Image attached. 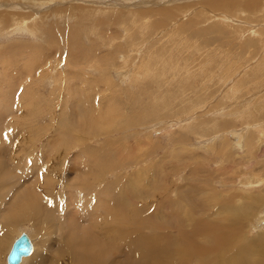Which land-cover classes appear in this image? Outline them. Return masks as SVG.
<instances>
[{
	"label": "rangeland",
	"instance_id": "rangeland-1",
	"mask_svg": "<svg viewBox=\"0 0 264 264\" xmlns=\"http://www.w3.org/2000/svg\"><path fill=\"white\" fill-rule=\"evenodd\" d=\"M212 1L0 0V264L22 233V264L94 239L116 245L99 264H123L150 224L182 264L166 215L221 220L189 188L232 199L241 235L264 231V0Z\"/></svg>",
	"mask_w": 264,
	"mask_h": 264
},
{
	"label": "bare ground",
	"instance_id": "bare-ground-1",
	"mask_svg": "<svg viewBox=\"0 0 264 264\" xmlns=\"http://www.w3.org/2000/svg\"><path fill=\"white\" fill-rule=\"evenodd\" d=\"M254 1L255 0H251L250 4H248L247 2L246 3L251 7L253 5ZM214 2H215V0L212 2H209L210 6H213ZM254 3H256V2H254ZM228 5L229 4H227V6ZM235 5H237V4H235ZM235 5H234V7H235ZM254 5H256V4H254ZM227 6H226V9L228 10ZM244 6H247V5L244 4ZM231 9L233 10V7ZM238 9H240V7ZM214 151H216L217 156H218V154L221 155L218 150H214ZM218 159H220V158H218ZM105 167H107V165H105ZM102 169H104V168H102ZM191 169H193V167ZM230 177H231L230 179H233L232 176H230ZM230 179H228V181ZM242 179H244V178H242ZM242 179L240 178V180H238V181L236 180L237 183L239 184V183H243V182L245 183L246 182V180H242ZM233 181H234V179H233ZM230 182H231V180H230ZM248 183L249 184L246 185L245 187L248 186V188L253 189L252 182H248ZM253 183L256 184L255 186H258V184L260 185L261 181L260 182L257 181V182H253ZM189 189H190V191L188 192V195H186V196H187V202H188L189 206L194 208V209H191V211L196 210L197 212L199 211L202 215H209L210 214V216L218 214V217L216 216V218L217 219L220 218L221 220L218 222V224H208V223H206L208 220H205V222L195 224L194 227L192 226L191 231H188L186 229L187 225L185 226V223L183 224L182 221L180 222V219L178 218L179 216L172 214V213H169L166 215L167 219H169L171 216V217H173V220L176 222V224H174L172 226L170 225L169 229L166 228V231L167 230H174L175 232L178 233V237L180 236L179 239H174L177 242H175V243L173 242L174 243L173 245L177 244L179 246H182V247L178 246V248L175 251V252H177V254H179L181 256L180 259H183L182 264H194L193 260H197V264H264V231L258 232L256 234V237H253V238H248L246 234L241 235L242 232L240 233V231H241L240 229L235 228L233 224L228 225V223H227L231 216H235L238 214V210L234 211V208H232L230 206L232 199L226 200L227 201V207H226V205L224 206L223 204L219 203V195L217 194V192L214 188H212V191L210 193H208L211 195V197L209 196L210 198H208V199H205V198L202 199L201 198V200H199L197 198V191L200 193V188H189ZM205 189L206 188H202L203 191ZM225 190H227V189H225ZM192 194L195 196V199H192L190 197V195H192ZM98 197H100V196H98ZM182 197L185 200V196H182ZM236 198H237V196H236ZM257 199H259V198H257ZM241 200H244V198H242ZM104 201L98 200L97 203L101 202L99 204L101 206H103ZM163 201H164V204L170 210L171 203L170 202L168 203V200H166V199ZM119 202H120V200L118 198H114V199H112L111 203H113L114 205L117 204L115 206V207H117ZM235 203H236V201H235ZM237 205H236V207H237ZM232 206H235V205H232ZM103 207L106 208L105 206H103ZM191 207H189V208H191ZM212 208L213 209L216 208V209H214L216 211L212 212ZM257 209H259V208H257ZM95 212H96L95 207L92 206L90 216L93 217L95 215ZM248 212H250V211H248ZM235 213H237V214H235ZM96 217L97 216H95L94 218H96ZM227 218H229V219H227ZM238 219H239V217H237V219L235 220V223H234L235 225H237ZM145 220H146V218H145ZM199 221H204V220H199ZM242 222H244V221H242ZM138 223H141V221H138ZM219 223H221V224H219ZM140 226H142V225H140ZM96 227H98V225L93 226V228H96ZM150 227H151V229H153L150 234H153V235L144 234V236H143V235L137 234V233H136L137 235L133 234L134 235L132 237L133 239L131 240L130 243H128L129 249L128 250L126 249L123 252V255H124V263L123 264H169L168 260H167L168 255H166L162 252V250L160 249V246L158 244L162 239L159 240L160 239L159 234L158 233L155 234L156 233L155 230L157 231V229H158L157 224H155V225L150 224ZM240 227L241 226H239V228ZM189 228H190V226H189ZM164 229L165 228L163 226V230ZM243 229H244V227H243ZM139 230H137V231H139ZM142 230H143V228H142ZM85 233H86V231H85ZM141 233H143V231ZM161 233H163V235L166 236V237H161V238H166L167 243H168V241L172 240V238L168 237L170 235V233L169 234H167L166 232H161ZM71 240H72V238H71ZM163 241L164 240H162V242ZM72 242H75V240L73 239ZM31 244H32V242H31ZM163 245L164 244H162L161 247ZM77 246L79 247V249H81L80 254H77V255L72 254L70 257H66V260H65L66 264H84V262H87V261L95 262L96 264H99V263H103L100 260L101 256L115 254L117 252L116 249L115 250L111 249L112 247L116 248V245L106 244L103 242L99 243V241L96 239H94V241H92L91 244H87V245L85 244V242H83V243L79 242L76 245V247ZM168 246H169V244L167 245V247ZM32 252H33V244H32ZM127 252H130V254ZM189 254L191 255L190 258H188ZM92 255L94 257H92ZM30 256H28V257H30ZM28 257H25V258H28ZM174 257H176V256H174ZM6 258H7V256H6ZM25 258L23 257L19 264H22V262H25ZM161 260H163L164 262H162ZM121 262H123V261H121ZM112 264H114V263H112ZM115 264H118V262H115Z\"/></svg>",
	"mask_w": 264,
	"mask_h": 264
},
{
	"label": "water",
	"instance_id": "water-1",
	"mask_svg": "<svg viewBox=\"0 0 264 264\" xmlns=\"http://www.w3.org/2000/svg\"><path fill=\"white\" fill-rule=\"evenodd\" d=\"M32 253V244L31 240L27 234L22 233L16 240L13 242L11 249L7 255L6 263L7 264H19L21 259L24 257L30 256Z\"/></svg>",
	"mask_w": 264,
	"mask_h": 264
}]
</instances>
